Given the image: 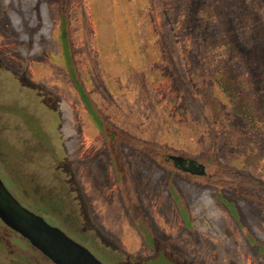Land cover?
Listing matches in <instances>:
<instances>
[{
    "label": "rangeland",
    "instance_id": "374dc122",
    "mask_svg": "<svg viewBox=\"0 0 264 264\" xmlns=\"http://www.w3.org/2000/svg\"><path fill=\"white\" fill-rule=\"evenodd\" d=\"M68 1L116 139L59 0H0L4 184L105 264H264V0ZM0 264L56 263L0 218Z\"/></svg>",
    "mask_w": 264,
    "mask_h": 264
},
{
    "label": "water",
    "instance_id": "95a60500",
    "mask_svg": "<svg viewBox=\"0 0 264 264\" xmlns=\"http://www.w3.org/2000/svg\"><path fill=\"white\" fill-rule=\"evenodd\" d=\"M176 162L184 159L173 156ZM194 163L189 161V170ZM0 218L26 237L56 264H105L86 246L68 236L41 215L23 206L0 177Z\"/></svg>",
    "mask_w": 264,
    "mask_h": 264
},
{
    "label": "trees",
    "instance_id": "16d2710c",
    "mask_svg": "<svg viewBox=\"0 0 264 264\" xmlns=\"http://www.w3.org/2000/svg\"><path fill=\"white\" fill-rule=\"evenodd\" d=\"M59 5H60L59 8H60L62 38H64L63 50H64L65 57L67 58L68 63H69L68 69H69L70 78L72 79V81H73L75 87L77 88L82 100L84 101V104H85L87 110L89 111L91 116L94 118V121L100 127V129L104 131L106 138L107 139H109V138L114 139L115 138L114 134H110L108 136L106 133V130H104L105 127L107 126V122L101 118L100 111L98 110V108L94 104L92 96L89 93V90L87 89L84 82L82 81V79L79 75V71H78L77 67L75 66L74 61L70 60V58H72L71 57V52H72L71 45H69L68 40H65V34H66V30H67V25H68V15L67 14H68L69 1L68 0H59ZM88 56L91 57L90 53H88ZM127 140L130 141V143L134 144V145H138V142L143 141L139 138H135L132 136H127ZM141 143H143L144 145H147V143H144V142H141ZM108 146H109V152L112 151L111 145L108 144ZM258 185H260V186H255L256 190H254L252 192L253 194H251V192H249V193H246L245 195L247 197H255L258 200L264 201V186L262 184H259V181H258ZM260 187L263 188L262 191L259 190ZM258 195H260L263 199L261 197H259ZM261 201H256V203H259V202L261 203Z\"/></svg>",
    "mask_w": 264,
    "mask_h": 264
},
{
    "label": "flooded vegetation",
    "instance_id": "af4514ba",
    "mask_svg": "<svg viewBox=\"0 0 264 264\" xmlns=\"http://www.w3.org/2000/svg\"><path fill=\"white\" fill-rule=\"evenodd\" d=\"M184 162H189V161H186V160L184 159L182 163H184Z\"/></svg>",
    "mask_w": 264,
    "mask_h": 264
}]
</instances>
